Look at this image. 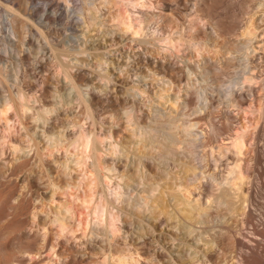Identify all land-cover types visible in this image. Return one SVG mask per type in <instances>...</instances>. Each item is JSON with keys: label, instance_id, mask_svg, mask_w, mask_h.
<instances>
[{"label": "rangeland", "instance_id": "obj_1", "mask_svg": "<svg viewBox=\"0 0 264 264\" xmlns=\"http://www.w3.org/2000/svg\"><path fill=\"white\" fill-rule=\"evenodd\" d=\"M17 1L23 5L27 2ZM122 2L124 4L121 3L123 5L120 6L125 19L136 27L141 23L140 33H133V27L128 29L126 36L121 37V33L114 30L111 10L117 8H111L113 3L108 0H35V6L43 11L59 13L65 8L63 16L66 15V18L52 23H45L43 20L20 23L17 20L13 22L15 34L11 29L12 15L0 6V55L8 57L0 58V99L19 81L28 107L24 123H18L12 134L14 141L22 148L21 156L17 159H12L10 148L4 142L8 138L4 135H9V131L0 122V226L8 225L16 229L12 240L26 248L35 249L41 244L39 232L42 226L48 227V238H51V242L61 241L56 247L62 254L61 259L56 255L49 259L50 249H45L42 258L36 259L33 264H61L66 257L71 259L70 264H201L202 257L199 253L205 247L207 239L212 242L215 240L218 229L231 227L238 234L253 230L252 224L248 222L247 212L242 208L243 197L235 193L228 196L224 203L213 201L208 212L203 215L193 211L194 231L188 236L184 235V230L176 225L177 220L173 213L175 207L171 201L172 196L168 193L169 183L166 182L170 179L165 175L162 177L170 167L166 160L163 162V155H171L173 151L157 141L155 143L154 139H143L140 130L148 126L156 127V133L177 132L180 141L174 151L178 152V145L181 148L187 145V165L179 164L175 169L181 172L182 180L188 187L200 190L204 188L202 185L205 181L211 179L212 173H222L226 169V157L197 139L199 133H189L185 131V127L191 122L194 124L192 130L204 132L202 127L210 129L209 123L213 119L220 125L225 124L227 119L224 115L234 109H238L240 123L242 127H246V132L257 120L263 122V116L256 108L264 105V88L257 89L255 96L245 98V105L240 108L229 99H233L230 97L231 89L242 72L241 68L243 72L248 68L247 60L252 62L251 72L263 68L264 59L261 63L259 60L264 57V50L257 45H261L260 39L264 37L260 29L264 27V0ZM258 25H262L260 30ZM247 26L253 30V35L247 33ZM255 31L259 35L262 32V36ZM10 38L17 41L15 45ZM150 38V41L145 40ZM253 46L260 49L262 54L257 48L253 50ZM19 47L30 56L24 65L23 75L18 74L19 70H16L18 67L15 65L18 63ZM225 57H228V61L232 59L233 64L224 66L226 71L223 69V73L212 69L214 67H206L211 61L216 62L215 66L219 65L218 62L223 58L227 62ZM245 57L248 58L246 61ZM255 57L258 60L252 61ZM162 61L170 62L162 65ZM257 61L262 67L257 65ZM222 62L220 65H226ZM212 63L211 66H214ZM203 65L206 68L205 73L204 68H201ZM261 70L257 71L262 73ZM193 71L194 74H191ZM179 75L185 76L183 82H170L168 77ZM189 92L190 96L187 94ZM90 94L98 96V101L91 106L87 101ZM177 95L179 99L176 98ZM186 96L192 100H186ZM164 108L171 112L173 123L168 119L161 121L157 118L158 111ZM196 124L198 125L195 126ZM81 126L98 132L97 147L100 160L103 161L102 172L105 173V180L100 181L98 187L104 185L107 191L110 189L109 192L115 189L123 191L121 199L115 203L117 206L126 207L133 197L143 199L140 194H148L147 191L143 192L144 187L155 185V181L160 180L162 190H165V204L162 208L164 212L159 217H155L150 207L131 210L128 214H123L122 210L115 207L117 224L114 234L104 235L102 230L95 229L89 236H82V230L78 229L75 233L77 237L69 243H63L65 237H58L56 234L57 224L52 223L49 216H45L50 206L47 194L52 191V181L58 175L77 177L76 180L80 181L81 167L71 157L81 148H76L78 143L75 146L73 144V134ZM110 128H115L116 136H109ZM49 136L57 143L56 146L46 143ZM114 140H117L118 148L123 151L121 160L128 161L130 170L144 173L145 186H138L137 181L132 180L127 186L116 175L115 168H107H113V162L120 160L119 154L109 150L110 142ZM230 141L228 138L224 140L225 143ZM255 141L258 140L253 142ZM137 147L146 152V164L136 161ZM250 152L251 150L246 151L243 157H250ZM55 159H59L57 165L60 167H56ZM92 162L93 157H89V174L96 176ZM253 170L251 176L257 175L253 176L255 182L252 177L253 184L263 182L264 177L260 179L257 171ZM119 181L122 182L120 186ZM83 183L85 184H82L81 189L73 185L68 189H59L57 193L63 202L76 206L81 217L88 215L87 208L80 204L82 198L89 190L91 193L90 188H85L89 187L87 180ZM57 202L52 204L56 205ZM261 202L262 204L255 207H261L262 211L259 208L257 211L264 219V198ZM158 221L160 226L157 232L154 224ZM216 240L221 253L211 255L212 260L223 264L242 262L240 255H237L234 237L223 236ZM180 241L183 242L182 245ZM104 245L105 249L111 246L110 249L114 252L112 259L109 258V249L105 254L101 249ZM159 246H163L160 261L154 262L153 252ZM222 254L225 255L222 257ZM120 255H124L127 261L119 262ZM23 261L28 264L27 260Z\"/></svg>", "mask_w": 264, "mask_h": 264}, {"label": "bare ground", "instance_id": "obj_2", "mask_svg": "<svg viewBox=\"0 0 264 264\" xmlns=\"http://www.w3.org/2000/svg\"><path fill=\"white\" fill-rule=\"evenodd\" d=\"M26 1H27L25 2L26 4L23 5V4H19L17 0H0V6L5 8L7 12L10 15H12L11 29L14 34L16 32V29H15V24L13 22L17 20L19 22L20 21L26 22L28 20L31 21L33 20V22L35 21L41 22L43 20V22L45 23H52V22L61 21L64 19V17L66 18V15L63 16V13L66 11L65 8H62L59 13L58 12L51 13L48 11H43L41 8L35 6L34 4L35 0H26ZM108 2L113 3L111 8L115 6L117 8L115 10H111V20L113 21V25L115 26L114 30L121 33V37L126 36L128 34V29H131L133 27H134L133 33L138 34L141 32L142 30L141 23H139V26L136 27L135 25L133 26V23L131 21H127L125 19L126 17L121 7L124 4L122 0H108ZM53 3L58 4L55 2ZM263 18L262 21L264 24ZM252 25L251 27H253ZM248 26L250 28V24ZM248 26L247 29L245 30L247 31L248 34H252L253 30L249 29ZM259 27H262V25L261 26L258 25L257 28L259 29ZM260 29H262L263 32L261 33L264 34V27ZM261 33L259 35L257 32L259 36H262ZM254 37L255 35L252 38ZM10 39L12 41V44L17 42L15 39L12 38ZM151 39L152 38L145 40L150 41ZM260 40L262 43L258 40V42H260L261 45L260 46L257 45V47H259L263 51L264 37H262ZM29 42L34 43L33 41H28V43ZM170 42L172 41L170 40ZM251 42L253 43L252 40ZM201 45L203 46L204 43H202ZM197 46L195 47L193 46V47L196 49L200 48V46L198 48ZM21 47L24 48L23 46ZM21 47L17 48L18 63L16 62L17 64H15L18 67L16 68V70H19L18 71L19 73L17 72L19 75H23L25 69L24 65L26 63V60L30 57L28 55L29 53L23 51ZM257 47L253 46V48L252 47L251 48L253 50H256ZM252 49H251V53L253 52ZM262 51L260 50L258 52L262 54ZM252 55L255 54L253 53ZM256 55L258 57L257 53ZM228 57L231 58V56ZM228 57L225 58L227 59ZM0 58L7 59L8 57H6L4 54H1ZM246 59L248 58L245 57V61ZM256 59L257 58L255 57V59H253L252 61ZM262 59H264V57L259 60V63L264 61ZM151 60L153 59L151 58ZM223 60L225 59L223 58ZM223 60H221V62ZM167 62L169 63L170 61H166V62L162 61L161 64L166 65L168 64ZM208 62L206 64H208ZM221 62H218L219 65L215 66L216 62L212 63L211 61L209 62L210 64L206 67H210V68L214 67L212 69H215L218 72H222L225 70L224 66H227L228 64L230 65L232 59L230 61H228L227 59L228 63L226 62V60L222 62L225 63L226 65L224 64L220 65ZM211 63L214 64V66H211ZM246 63L248 67L247 70L243 72L242 70L243 68H241L242 72H240L239 75L237 76L236 78L237 80L234 82L235 84L231 89L230 97H233V99L228 98L230 101L232 102L234 101L235 105L238 108L243 107L245 105L243 102L245 98L250 96L251 97L255 96L254 93L256 92L257 89L259 90V88H264V73H263L264 62L262 63L263 66L262 70L261 68L254 70V71L261 70L263 71L262 73L258 71L257 73H253L254 71L251 72V69L253 68L250 64H252V62L250 63V61L247 60ZM259 63L257 61V65L262 67L261 64L259 65ZM187 65H189V63ZM201 68H204V65ZM191 69L192 67L189 68L190 71H192ZM208 70L209 69H207V71ZM205 71L206 68H204V73ZM217 71L214 72L217 73ZM194 72L195 71L191 72V74H194ZM209 73L211 74V71ZM184 77H185L184 75L181 76L179 75V77L173 76L168 78L171 80L170 82L180 84V82H183ZM19 85L20 83L19 81H17V83L13 84V86L8 90V93H6L0 99V122L4 125L5 129L9 131V135L6 134L4 135V136H8L9 139L8 138L5 139L4 142L10 148L12 159H17L18 157H20L21 156L20 152L22 150V148L14 141L12 134H14V132L16 131L18 123L19 124L24 123V118L26 117L28 112V107L26 106V102L24 100L25 97L24 92ZM190 92L187 93L189 94V96L191 94ZM189 96H186L188 97V99L186 100L191 101L192 98H190ZM176 98L179 99V96L177 95ZM262 99L264 98L262 97ZM87 101L89 106L97 102L98 101L97 94H90V97L87 99ZM259 107L261 110L259 109ZM259 107H257L256 109H258V111L261 112L263 118L262 117L260 118L263 119V122L260 123L258 122L259 120H257L256 124L254 123L253 125L254 127L253 126L252 128L250 127L252 130L250 128H247V132L249 131L250 133L246 132V127L244 126L242 127L239 119L238 109H234L231 111L229 110V112L227 113L224 112V114L226 113V115L224 116H226L227 121H225V124L223 125L214 122L215 120L213 119L212 122L209 123L211 125L210 129L208 127H207L208 129H206V127H202V129H205L204 132H199V131L195 132L194 130H192L191 127L194 124L191 122L188 125H186L185 131L189 133H193V132L196 134L199 133L197 139H201L202 141L205 142L206 145H210L213 151L217 149L222 157H226L224 161L227 160L225 167L226 169L222 173H219L217 171L212 173L211 179L205 181V183L202 185V187L204 188L202 189L200 188V190H195L192 187H188L187 185H185L182 180V175L180 174L181 172L175 169L176 166L179 164H182L183 166L187 165V160L185 159V156H187L186 155L187 145L185 144L182 148L180 145H178L179 148L178 152L174 151L176 144L180 141V139L177 137V132L172 131L171 133H162V132L156 133L154 132V130H157L156 127H148V126H145L140 130V134H141L140 136L143 139L146 140L154 139L155 143L157 141L158 144H160L161 146L166 148H171L170 150L173 151L171 155L168 156L163 155L162 158L163 162L166 160L169 163L170 167L167 170H165V172L162 174V177L165 175L167 179H170V181H166L167 183H169L168 189L170 190H168V193L172 196L171 201L173 202V206L175 207L173 213L177 220L176 225L178 226V228H182L184 230V235L188 236L189 234H192L194 231V224L192 222L193 211L199 213L198 215L200 214L203 215L206 212H208V208L212 205L213 201L218 203H224L225 199L228 196L233 195L235 193H238L243 197L242 208L245 209V211L247 212L246 216L248 218V222L252 224L253 230L250 233L249 232L246 233L245 230V233L242 232L238 234L239 232L237 233L236 230L231 227H227V228L222 227L221 229H218L215 233L216 234L214 238L215 240L212 242L211 239H207L205 247H203V249H201V253H199L200 256L202 257L201 264L219 263L217 260L216 262L212 260L211 255L217 254L219 252L218 250L219 243L216 239L218 238L220 239L223 236L234 237V244L238 249L237 255L238 256L240 255V259L242 260L241 263L236 262L237 264H254V263L264 264V219H262L263 217L259 216V214L261 213H258L257 211V209L258 208L261 209V207H257V208L255 207V205H258L259 203L262 204L263 202V201L261 202V199L264 198V196H262V192L264 191V180L263 182H259V183L256 181L257 184H253L255 182V177H257V175L251 176V170L254 169L255 171H257L256 174H258V176L261 177L260 179H263L262 177H264V108H263L264 105ZM167 109L168 108H164L158 111V113L156 114L157 118H159L161 121H165L166 119H168L170 123H173L174 120L172 118V114ZM39 115L42 114L39 113ZM175 125L178 128V125L176 123ZM197 125L198 124H196L195 126ZM108 132H109V136L111 137L116 136L115 128H110ZM73 136H75L73 138L74 146L76 145V143H78V145H76V148H78L79 146H81V148H79L78 149L79 151L77 150V152L73 154V158L71 157V159L73 162L80 165L82 171V177L79 182L76 180L77 177H72V176L67 177L64 176L63 174L58 175L56 178L53 179L52 181L53 189L50 193L47 194L49 196L48 200L50 199L49 200L50 206L48 209V213L46 212L45 215L47 217L48 216L50 217L52 223L57 224L58 228L56 234H58V237L60 236L65 237L63 243L64 242L69 243L72 241L73 238L77 237L75 233L76 231H78V229L82 230L81 233L82 236L83 235L89 236V234L93 233L95 229L102 230L104 235L106 234L110 236L114 234L115 226L117 224L116 222L117 213L114 211L115 207H118L119 210H122L123 214L126 213L128 214V212L131 210H139L143 207H150L152 212L155 213L154 214L155 217H159V214H161V212H164L162 208L165 204V197L163 194L165 190H162L163 185L160 180H156L155 185H148V187H144L142 189L143 192L147 191L149 194V195L146 194L147 196L144 194H140L143 197V199H137L136 197H133L134 199L132 198V200L130 199L127 202L126 207L117 206L115 201L121 199L123 191L121 192L120 189H115L113 191L111 189L112 191L109 192L110 189L109 191H107V188L105 189L104 185L102 187H98L99 182L105 180V173L102 172L103 167L101 165L103 164L102 163L103 161L101 162L102 159L100 160L101 155L98 152L99 148L97 147L98 132L87 129L85 126H81L80 129L74 132ZM227 138L231 139L229 143L224 142V140ZM253 139L258 141L253 142L254 141ZM46 143L51 144L52 146H56L57 144L55 141H52V137L50 136L47 137ZM109 150L111 152L113 151L119 154L120 160L113 162L114 163L113 168L110 166H107V168L109 169L115 168L117 170L116 175L120 177L121 180L123 179L124 182L128 184L127 186H129V182H131V180L137 181L136 184H139L138 186L140 185L145 186L146 176L144 175V173L142 174L137 170L131 171L128 161L124 159L121 160L120 155L123 153V151H121L118 148L117 140L110 142ZM250 150L252 152V153L250 152L251 153L250 157H247L248 159L244 158L243 155L244 156L246 155L245 152ZM145 153L146 152L142 151L141 148L137 147L135 153L136 161L146 164L144 157H148V156ZM177 153H180L179 154L180 157L177 156ZM89 157H93L92 165L94 170H96L97 173L96 176L89 174L88 164H87ZM57 161H59V159H55L56 167H60V165H57ZM64 164H67V162H64ZM252 177L254 178V182H252ZM85 180H87V185H89V187L88 186L87 187L84 186V187L87 189L90 188L91 193L89 190L88 193L90 194L84 193L85 196H83L82 194L83 198H82V203L80 204H82V206H84L85 209L87 208L86 215L87 214L88 215L85 217H81L80 213H78L76 206H73L72 204H68L67 202H63L61 200V197L57 196V193L59 189L62 188L68 189L73 185H77V188L81 189L82 184H85L83 183V181ZM256 180H258V178ZM121 184L122 182L119 181L118 185L120 186ZM123 186L126 185L124 184ZM110 195H114V197H111ZM53 202H57L56 205H53L52 204ZM164 208L165 210L167 209L166 206ZM177 212H179V215H177ZM81 213H85V212L81 211ZM118 213H120V211ZM125 224L126 225L128 224L127 219ZM159 226H160L159 221L157 223L155 222L154 224L155 231L158 232ZM47 229H48L47 226L40 227L39 234L42 242L37 248L31 249V248H26L24 246H20L16 244L14 240H12V237L15 234L16 229L8 225L6 226L1 225L0 226V262L5 264H25L23 260H27L28 264L30 263L33 264V262L36 259L42 258L45 249H50L51 253H49V259L52 258V255H56V257L61 259L62 254L59 250L56 249V247L58 246V244L61 243V241L57 240L51 242L50 241L51 238L50 237L48 238V235H50V233L48 232ZM183 238L184 237H182V239ZM180 244L182 245L183 242L180 241ZM110 247L111 246H107V248L105 249V245H104L101 247V249L103 250L104 254L109 249V258L112 259L114 252L110 249ZM162 250H163V246H159L155 249V251L153 252L154 262L160 261V255ZM219 253H221V251ZM224 255L225 254H222L221 256L223 257ZM237 258L238 257H236V259ZM240 259L239 261H241ZM118 261L119 262L127 261V258L124 255H120L118 257ZM71 262H72L71 259L69 257H66V259H64L61 262V264H70ZM220 263L223 264V262Z\"/></svg>", "mask_w": 264, "mask_h": 264}]
</instances>
